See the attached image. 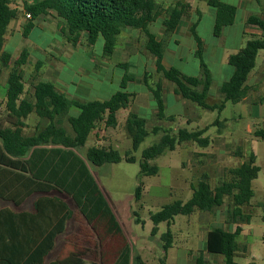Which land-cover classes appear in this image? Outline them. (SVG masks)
Instances as JSON below:
<instances>
[{
  "label": "trees",
  "instance_id": "obj_1",
  "mask_svg": "<svg viewBox=\"0 0 264 264\" xmlns=\"http://www.w3.org/2000/svg\"><path fill=\"white\" fill-rule=\"evenodd\" d=\"M24 9L30 13L32 20L53 17L60 22L61 32L72 46L86 40L93 47L102 38L103 53L113 55L116 44L123 30H141L147 36L146 49L155 58V70L163 80L175 84V94L181 96L200 108L222 112L228 102L241 103L247 99L250 88L246 85L249 75L256 68L259 52L264 51V17L251 16L248 26L256 27L261 35L252 36L238 54L229 58L233 68L232 77L222 84L220 93L223 100L219 104L207 103L212 85L211 73L204 63V44L196 34H192L197 44L202 69L201 77H188L180 70H167L163 65L166 45L151 33L150 27L165 12L169 18L164 21L165 38L173 34L180 25L188 6L178 2L165 10L154 0H20ZM33 1V4H29ZM11 0H0V80L8 71L5 113L0 114V199L21 205L34 194L41 195L35 203V213L14 214L9 210L0 212V264H46V260L55 248L60 235L65 233L67 224L73 219L69 206L61 199L50 197L52 192H59L71 197L81 214L91 226L100 243L98 262L95 264H147L141 256H132L130 244L118 224L109 204L99 190L87 162L93 166L119 164L123 161L135 163L133 152L149 136L147 121L131 113L125 129L133 143V152L124 157L113 148L92 147L88 150L86 160L78 153L85 147L90 135L100 124L107 128H116L117 114L129 108L133 93L127 89V80H123L121 91L108 101H93L83 104L70 100L58 91L51 82L41 81L34 85L32 96L25 92L28 52L24 51L17 64L10 68L11 53L5 51L8 27L17 12L10 8ZM208 6L215 10L216 19L214 36L220 38L223 29L235 24L237 9L221 0H208ZM42 64L36 67L39 73ZM153 86L145 77V83L153 96L159 121H174L167 118L164 100L163 80ZM1 107V105H0ZM72 109L79 111L78 116H71ZM40 118V124L33 136L24 134L27 127L25 120L31 114ZM70 124L73 135H70L63 123ZM154 128V134L160 133ZM207 128L190 132L181 129L176 135L164 132L160 141L145 150L142 155L141 176L151 177L159 169L150 166L149 162L162 155L166 150L174 151L184 142H193L202 148L210 144L204 138ZM255 135L264 138V130ZM260 169L252 154L242 166L230 171L232 179L212 188L204 178L194 189L192 198L184 203L176 201L165 206L160 212L151 216L155 225L167 223L169 227L180 215L189 216L196 211L211 212L225 205L226 198H231L233 209L229 212L235 223H249L244 208L254 197L253 182L258 178ZM142 195V185L137 189V199ZM241 229L235 232L216 228L207 236L206 250L209 255L224 257V264H236L235 257L239 252L238 238ZM163 248L167 252L173 247V234L169 230L163 235ZM166 264V257L160 260ZM50 264H83L76 255L59 258ZM196 264H206L203 256Z\"/></svg>",
  "mask_w": 264,
  "mask_h": 264
},
{
  "label": "rangeland",
  "instance_id": "obj_2",
  "mask_svg": "<svg viewBox=\"0 0 264 264\" xmlns=\"http://www.w3.org/2000/svg\"><path fill=\"white\" fill-rule=\"evenodd\" d=\"M16 6L23 7L21 2L13 0V7ZM199 9L203 13V18L198 35L203 40L204 46L216 47L217 51L216 58H208L206 52L203 57L213 80L207 103L214 105L223 100L220 87L233 73L232 67L228 64H221L223 48L235 47L239 44L243 27L237 18L234 27L227 31L231 33H227L226 41L221 43L222 41L214 37L215 10L203 3L199 4ZM159 27V25L156 27L157 33ZM171 40L172 42L177 41L180 46L176 48L175 44L168 45L169 48H176L177 57H167V66L173 65L186 75L201 77L203 72L200 60L196 59L195 53L192 52L195 46L193 37L181 33L179 37H173ZM103 44L104 41L100 38L92 47L95 57L101 56ZM134 52L127 56L129 57L127 66L120 65L124 63L125 55L118 53L112 59L110 75L114 77V86L109 87L110 94L121 91V84L125 79L129 92L140 95L142 99L146 98L145 77L148 76L150 84L157 77L154 57L145 50H140L138 53H136L137 50H134ZM260 54L264 55V51H261ZM180 57L185 59L184 63L178 61ZM259 62L260 58L257 60L255 69L258 68ZM67 66L72 69L83 67V71L90 74L93 71V66L86 57L71 60ZM159 77L162 79L161 75ZM165 82L166 115L174 116L175 120L159 121L153 112L154 103H150L149 106L138 112L139 116L147 121L146 128L149 136L136 152H133L132 140L124 127L120 126L114 133L105 134L102 129L104 128L103 124L98 126L99 129L96 133L90 135L85 147L78 151L85 160L90 148L103 145L102 142L99 144L97 141L101 135H104L111 137L104 143H112V148L117 150L121 156L124 157L128 152H133L135 163L123 161L119 164H105L100 167L88 164L92 177L110 209L116 215L117 222L130 244L132 256L140 255L147 264H161L160 260L165 255L162 237L170 230L174 236V244L173 248L169 250L167 264H196L197 259L203 256L202 252L206 249V241H201L204 233L203 227L207 228L205 224H208L202 223L200 220V216L204 212L196 211L190 216H177L171 227L167 223H162L158 226L156 235H153L155 225L151 216L176 201L187 203L192 198L194 189L204 178L208 179L212 188L220 186L223 182H229L232 179L230 171L247 162L253 154L256 158V166L260 171L258 178L253 182L254 197L251 200V206L244 208L245 214L251 217V222L246 225V234L238 238L240 250L235 257V263L264 264V138H258L255 135L257 131L264 130V77L260 76L259 72L254 77L253 84L257 87L254 96L259 105L228 102L222 112L198 107L176 95L175 84L169 81ZM186 105L190 106L185 110ZM77 113L78 111L73 109L70 115L75 116ZM120 116H123V113ZM63 126L70 135H73L72 128L66 119ZM155 126L160 127L162 132L154 134L152 129ZM206 128L207 131L203 137L210 140L207 148L189 142L178 145L174 151L166 150L162 155L149 162L150 166L159 169L158 175L141 176L140 164L143 152L157 144L164 132L176 135L181 129L193 132ZM112 139L115 141L111 142ZM238 153L244 156L239 158ZM141 185L142 195L138 200L137 189ZM49 196L63 200L73 209V219L66 234L59 241L56 253L62 249L61 256L63 258L73 254L79 257L83 264L97 263L101 250L99 240L73 199L57 191L52 192ZM231 200V198H226L223 207L205 212L206 218L211 224H217V218L223 219L225 222L231 219L228 214L232 206ZM215 227L217 226L212 229ZM190 255L194 259L190 258ZM209 256L206 259V264H222L219 261L220 259L224 260L222 256Z\"/></svg>",
  "mask_w": 264,
  "mask_h": 264
},
{
  "label": "crops",
  "instance_id": "obj_3",
  "mask_svg": "<svg viewBox=\"0 0 264 264\" xmlns=\"http://www.w3.org/2000/svg\"><path fill=\"white\" fill-rule=\"evenodd\" d=\"M17 1L21 2L20 0H17ZM154 1L157 3V5L163 7L165 10L175 6L178 2H182L189 7L180 25L178 26V28L175 30L173 34L169 35L168 37L165 38V27L163 25L164 21L169 18L166 12L150 27L151 33L156 35L159 40L165 41L166 51L164 55L163 65L167 70H169L171 68H176V67H173V65L167 66L166 59L167 57L168 58L177 57L176 48L180 46L177 41L172 42L171 38L179 37L181 33H185V34H188V36L193 37V34H192L193 26H195V31H196V34L198 35V29H199L200 23L203 18V13L199 9V4L203 3L207 5L208 0H154ZM221 1L237 9V18H239L240 25H242L243 27L239 44H237L235 47H229V48L224 47L223 48V54L221 55L222 56L221 64L229 65V58L233 55L238 54L239 51L245 47L247 41L252 36L261 35V32L256 27L248 26L247 21L251 16L264 17V0H221ZM11 2L12 3L10 5V8L17 12V17L11 21L8 27L4 49L5 51L11 53L10 68H13L17 64L20 56L22 55L24 51L28 52L27 64L24 67V70L27 74L25 78V92H26L27 97L32 96L34 92V85L38 84L41 81H46V82L53 83L55 88L61 93L65 94L70 100H74V101H77L83 104H88L89 102H93V101H101V102L108 101L116 94V93L110 94V92L108 91L110 86L112 87L114 86V77L110 75V65L112 63L111 62L112 59L116 55H118V53L120 55H125V58H124L125 61L124 63H121L120 65L127 66L128 58H129L127 56L129 54H132L134 50H137L136 53H138L140 50H145L149 52L146 49L147 36L143 31L125 29L123 30L121 36L119 37V40L116 44L115 52L113 55H106L102 52L101 56L95 57L93 55V50H92L93 48L88 46L86 40H84L83 42L79 43L76 46H72L71 44L68 43V41L65 39V37L63 36L61 32V26H60L59 20L53 17H50V16L47 17V19L41 18V20H38V19L28 20L26 18L27 12L24 9V4L21 2L23 5L22 8H19L18 6L14 8L13 0H11ZM33 3H34L33 1H29V4H33ZM215 19H216V13H215ZM158 25L160 27L157 33L156 27ZM234 25L225 27L223 29V33L221 37L217 38L220 41H222L221 43H224L226 41L227 33H231L227 31H229L228 29L234 27ZM40 32L41 34H39ZM171 44H175L174 46H176V48H169L168 45H171ZM194 49H192V52L195 53L196 59L200 60L196 42H195ZM204 49H205V52L207 53L208 58L217 57L216 47L208 48L205 45ZM80 57H86L89 59L90 64L93 66V71L91 74L84 72L83 67H79L75 69L68 68L67 65L69 61L80 58ZM259 58H260V62H259L258 68L254 69L251 72V74L249 75L247 84H246L250 88L251 91L247 99H245V101H243L242 103H247V104L250 103V105L252 104L259 105L256 101L257 100L256 97L254 96V93L257 92L256 91L257 87L253 83H254V77L258 72L260 76L264 77V55L261 56L260 52L257 57V60ZM153 61L155 65V58ZM178 61L181 63H184L185 59L180 57ZM40 64H42V68L40 72L37 73L35 70H36V67L39 66ZM256 66H257V63H256ZM186 76L193 77L189 75H186ZM231 77H229V79ZM7 79H8V71L4 73V75L2 76L0 80V105H1L0 114L3 117L6 115L5 102H6V95H7ZM160 80L161 79L159 75L157 74L155 81L149 84L153 86L155 83L159 82ZM165 81L166 80L163 81V84H164L163 96H164V100L166 104L165 96L167 94L166 93L167 91H165V84H166ZM212 86H213V80H212L211 88ZM211 88H210V91H211ZM174 92H175V89H174ZM133 94L135 96L133 97L129 108L125 110H121L117 114V121H118L117 127L107 128L103 124L104 125V128H102L104 129L103 133L105 134L114 133V131L120 128V126L125 128L126 121L129 115L133 113L139 116L138 112H141V110L149 106L150 103H154L153 112L156 117L157 109L155 106L153 96L151 95L148 87L146 86V92H145L146 98L145 99H142L141 96L138 94H135V93ZM188 106L190 105L185 106V110L187 109ZM121 113H123V116H120ZM165 114H166V111H165ZM78 115H79V111L77 115L75 116H78ZM166 117L174 118L175 120L174 116L168 117L166 115ZM25 123L27 127L24 130V134L27 136H33L36 132V128L40 124V118L36 114L33 113L29 115V117L25 120ZM154 128H160V127L155 126ZM98 129L99 127H97V129L93 131L91 135L96 133ZM160 130H161L160 132H162L161 128ZM97 137L99 136L97 135ZM103 137L105 138L103 139ZM106 139H111V137L104 136V135L100 136L97 143L101 144L102 142L103 145H100L99 147L106 148V149L112 148V145H111L112 143L111 144L104 143ZM113 141L115 140L112 139L111 142ZM184 143H189V142H184ZM184 143L180 145H183ZM238 154L240 156L239 158H242L244 156L240 153ZM88 164L90 163L87 162V166L89 168ZM242 165H239V167ZM40 197L41 195L34 194L31 197L27 198L19 206H16L12 202H7V201L0 199V212L3 210H9L12 213L17 214V215H20V214L32 215L35 213V203ZM248 206L250 207L251 203ZM69 208L71 211H73L71 207ZM232 209H233V205L231 206L230 211ZM114 216L116 218L115 214ZM217 219H218L217 224L214 225L209 222L208 218H206L205 212L202 213L200 216V220L202 223H208V224H205L207 228L203 227L204 233L202 234V238H201L202 242L206 241V245H207V236L214 229L221 228L225 231L235 232L237 228H240L241 229L240 236H244L246 234V225L251 222V219H250L249 223L238 224V223H235L232 220V218L230 219L231 221L228 220L227 222H225V220L223 219L221 220H219V218ZM71 221L68 222L65 233H63L62 235L58 237L56 244H55V248L51 252V254L48 256L46 260V264H50L52 262H55L57 259L62 258L61 256L62 249L60 250V252L57 251V253H56V250L58 249V243L61 240L62 236L66 234ZM214 226H217V227L212 229V227ZM173 244H174V241H173ZM169 250L167 252L164 251V254H165L164 257H166V264L168 263V260H169ZM202 253H203V258L206 262L207 261L206 259L210 256L207 253L206 249H204ZM190 258L194 259L192 255H190ZM219 262L224 264V260L220 259Z\"/></svg>",
  "mask_w": 264,
  "mask_h": 264
},
{
  "label": "built area",
  "instance_id": "obj_4",
  "mask_svg": "<svg viewBox=\"0 0 264 264\" xmlns=\"http://www.w3.org/2000/svg\"><path fill=\"white\" fill-rule=\"evenodd\" d=\"M26 18H27L28 20H32V16H31V14H30V13H27V14H26Z\"/></svg>",
  "mask_w": 264,
  "mask_h": 264
}]
</instances>
